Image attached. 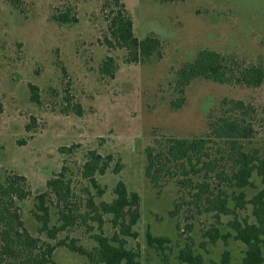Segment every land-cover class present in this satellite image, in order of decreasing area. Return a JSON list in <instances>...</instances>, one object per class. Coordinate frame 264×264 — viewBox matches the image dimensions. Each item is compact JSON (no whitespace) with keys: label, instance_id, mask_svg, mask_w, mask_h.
Listing matches in <instances>:
<instances>
[{"label":"rangeland","instance_id":"1","mask_svg":"<svg viewBox=\"0 0 264 264\" xmlns=\"http://www.w3.org/2000/svg\"><path fill=\"white\" fill-rule=\"evenodd\" d=\"M104 1L23 0L21 7H15L0 0V183L13 170L27 176L32 195L20 204L26 226L34 235L53 244L69 235L91 249L96 245L92 234L100 231L97 222L70 227L51 239L39 232L40 224L32 213L35 196L67 165L76 195L73 200L85 202L87 188L97 194L79 172L87 152L96 149L104 156L112 154L109 170L97 175L106 193L96 200L112 201L120 180L140 194L141 218L135 226L139 235L129 238L128 244L140 251V264H180L178 256L188 243L203 255L202 264L220 263L226 250L229 264H243V242L231 237L227 243L222 239L211 243L204 237L216 220L213 215H200L185 204L178 216H170L176 203L190 198L189 189L167 177L159 186L150 183L145 175L146 149L171 137L210 135L211 118L221 114L222 101L241 99L257 109V131L242 142L246 150H258L264 158V83L249 87L200 77L184 94L176 84L177 70L203 49L219 51L245 65H264V0H121L133 16L135 34L139 38L155 35L163 43V58L154 56L143 63H128L126 49L108 47L110 8L103 9ZM68 5L74 7L78 21H55L53 13ZM108 56L117 63L113 78L100 71ZM31 83L39 87L38 103L31 99ZM71 95L74 99L68 101ZM182 96L184 104L175 106ZM77 103L83 106L82 116L72 108ZM217 141L211 145L216 147V156L226 158L221 168H229L228 143ZM64 146L66 153H61ZM220 147L222 153L217 151ZM252 180L254 185L243 189L248 198L264 189L257 174ZM51 208L54 224L58 222L57 208ZM238 215L255 220L252 205ZM105 218L103 230L111 235V215ZM231 218H221L224 233L231 230ZM89 225L94 226L92 231H88ZM148 231L169 236L171 243L164 251L149 247ZM55 259L58 264L88 261L65 246L56 248Z\"/></svg>","mask_w":264,"mask_h":264},{"label":"trees","instance_id":"2","mask_svg":"<svg viewBox=\"0 0 264 264\" xmlns=\"http://www.w3.org/2000/svg\"><path fill=\"white\" fill-rule=\"evenodd\" d=\"M15 7H21L23 0H7ZM172 1V0H162ZM110 8L107 14L109 21V37L106 43L110 48L127 50L128 63H143L157 56L163 58V43L155 35L139 38L134 31L133 16L126 4L121 0H105L103 9ZM52 18L59 23H74L78 15L72 5L65 9H57ZM116 59L108 56L100 67L101 73L115 77ZM63 72L66 73L65 68ZM176 84L184 94L185 89L196 78H206L219 83L240 84L249 87H260L264 83V65H245L231 59L223 53L203 49L196 58L184 64L176 72ZM31 99L40 102L39 87L30 84ZM74 99L69 96L68 101ZM185 102L182 96L175 106L181 107ZM76 114H84L83 106L77 103L72 107ZM69 107H66V111ZM3 106L0 105V112ZM256 107L244 100L225 99L222 101L221 114L211 118V134L206 137L178 138L171 137L166 141H157V145L146 149L145 175L154 186H159L164 178L176 179L182 188H188L190 198L176 203L170 211L175 217L181 213L183 205L196 209L197 213L213 215L214 223L204 232V237L211 243L220 239L226 243L231 237L243 242L246 251L243 264H262L264 262V189L251 198L243 190L254 185L253 176L257 174L264 183V158L258 150H246L243 140L250 139L256 133ZM33 119H35L33 117ZM28 125L27 129L30 130ZM224 140L228 143L227 161L230 166L221 168L222 154L216 156V147L211 143ZM65 146L61 153H66ZM222 153V148H217ZM87 159L80 167L82 178L87 179L97 194L90 188L86 189L88 197L83 200H73L76 196L73 180L68 177L70 170L67 165L47 180V189L35 196L32 210L40 224L39 232H46L51 239H57L58 234L70 227L88 224L89 220L98 223L99 232L92 234L96 245L88 249L79 243V239L69 235L58 240L56 244L34 235L22 217L20 202L32 195L29 180L26 175L15 170L9 172L0 183V264H58L55 250L65 246L69 250L86 256V264H140L141 253L130 247L129 238L136 239L139 235L135 228L141 218V196L136 191H130L127 184L120 180L114 189L112 201L97 202L96 196H102L106 189L101 187L97 175L105 174L114 161L112 154L104 156L96 149L87 152ZM119 168L116 167L115 171ZM195 177H200L195 179ZM53 196L56 200L53 199ZM57 208L58 222L52 224L53 206ZM252 205L254 221L240 218L238 212ZM85 208V210H83ZM111 215L113 234L108 235L103 230L107 222L105 216ZM232 216L228 222L231 230L224 233L219 224L222 216ZM180 228V226H178ZM193 225H188L191 230ZM94 226L89 225L88 231ZM147 243L151 248L164 251L171 243L169 236H156L147 232ZM207 243V242H205ZM180 264H202L204 257L195 253L192 244L188 243L178 256ZM230 252L226 250L220 263L229 264Z\"/></svg>","mask_w":264,"mask_h":264}]
</instances>
